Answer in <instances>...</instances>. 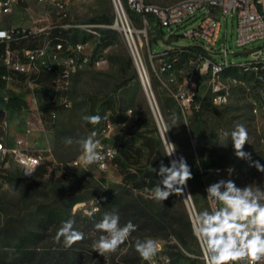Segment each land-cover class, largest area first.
Segmentation results:
<instances>
[{
  "label": "rangeland",
  "instance_id": "rangeland-1",
  "mask_svg": "<svg viewBox=\"0 0 264 264\" xmlns=\"http://www.w3.org/2000/svg\"><path fill=\"white\" fill-rule=\"evenodd\" d=\"M159 5H166L177 0H148ZM63 9L58 12L51 0L38 2L37 0H23L10 14L0 16V26L11 27L20 25L25 28H38L42 26L60 27L70 24L69 34L77 35L76 39H88L94 41L87 29H96L99 33L103 46L107 47L106 62L96 67H89L74 72L67 80L61 81L65 87V94L69 100L67 107H57L56 116L51 118L49 112L39 106L42 110L41 120L43 129L33 131L28 138L32 145L33 153H41L43 163L33 176L26 178L22 176L19 168L10 160L6 170V186L0 188V264H43L46 258L54 254L67 255L63 243H57L54 239L56 231L66 219L76 221L74 228L85 234V239L74 244L73 252L81 256V264H124L121 258L126 248L137 239L144 240L155 238L159 242L160 251L154 257L151 264H170L169 255L173 249L170 245L177 241L172 235L167 237H143L134 235L128 239L125 246L106 258L91 250L94 239L100 234L93 229L80 225L83 219L90 218L76 213L75 217H69L68 212L73 214L72 207L75 203L89 198L96 190L102 188L101 183L107 186L109 199L118 195L123 189L120 185L121 173L116 162L113 160L107 171H100L94 166L90 171L82 174L79 170L70 178H59L57 175H49L52 168L60 162H66L80 154V145L76 140L86 138L91 132L97 133L95 139L103 144L117 145L121 149L123 140L130 133L142 131L145 128L151 130L157 137L158 148L166 155V147L159 133L157 123L145 96L143 88L137 78L135 67L125 43L122 32L112 27L115 22L116 13L112 0H62ZM124 7V6H123ZM125 15L137 29H144L142 34L143 61L151 76L152 87L156 102L161 115L169 141L177 146L175 157L183 156L190 166L193 176L194 192L187 186L188 194L192 201L196 216L204 211H211L210 203L202 189L200 167L207 166H229L237 173L233 180L238 187H244L253 182L264 186V173H260L252 162L258 161L264 165V122L260 116L253 115L250 111V99L257 97V89L253 85L236 86L225 105H213L209 101L204 78L198 81L196 94L190 105V111L183 116L179 106L174 100L171 92L174 83L181 81L183 72H177L175 82L164 86L161 82L164 75H156L153 65L157 63L151 58L149 50L157 52L169 43L165 40L164 32L159 34V26L153 19L147 24L140 20V16L125 9ZM97 16L109 17V23L92 22ZM89 24H101L91 27ZM119 24V20H117ZM63 34H66L64 31ZM235 24L233 18L226 17L220 32L221 43L236 50L234 43ZM19 43L12 41V50L20 48ZM247 47H260L264 57V38L257 39ZM3 55V54H2ZM247 52H237L232 61H241L246 58ZM2 56H0V62ZM186 56L180 54L176 66L185 70ZM242 79L247 81L245 76ZM125 82V83H122ZM120 86V87H119ZM22 95L27 101V106L18 112L4 108L3 95L9 90ZM45 90L39 91L26 84L14 81L8 88L0 87V123L2 118L8 122L7 137L12 138L19 133L23 127L24 115L31 116L36 103H41V97L48 95ZM46 91H50L47 89ZM91 97L98 100L113 98L120 113L126 112L128 120L123 125H116L106 136L102 131L104 127V116L108 112L101 106H97V114L101 117L100 122L91 129L83 119L89 116V101ZM5 109V112L2 110ZM37 118L38 115L35 114ZM139 117L141 122L132 124ZM146 123L148 126L142 128ZM237 125H243L248 132V141L244 151L251 154V160L239 159L234 154L231 140L225 139L224 132H231ZM4 133L0 126V134ZM72 138L71 146L64 144L65 138ZM168 158V156H166ZM169 161V159H168ZM137 195V192H133ZM181 203L185 210L186 204L181 194ZM50 206V208L47 207ZM50 212V213H49ZM188 212V210H187ZM189 214V213H188ZM191 257L195 252L205 262L203 251L199 242L191 244ZM136 252V250L134 249ZM137 254V253H136ZM113 258V261L111 260ZM129 258V257H127ZM64 264H68L64 262ZM140 264H149L141 260ZM206 264V262H205Z\"/></svg>",
  "mask_w": 264,
  "mask_h": 264
},
{
  "label": "built area",
  "instance_id": "built-area-1",
  "mask_svg": "<svg viewBox=\"0 0 264 264\" xmlns=\"http://www.w3.org/2000/svg\"><path fill=\"white\" fill-rule=\"evenodd\" d=\"M20 1L23 0H0V16L10 14ZM37 1L44 2L46 0ZM51 1L58 12L62 11V0ZM112 2L114 8L117 10L118 5L123 14V20L119 19V26L116 25L115 18L112 27H116L122 32L145 96L153 113L156 110L160 117L164 133L159 123H156L164 144L166 129L158 109L150 73L143 61L141 36L144 32L138 30L127 20L124 7L138 14L144 26L149 20L148 16L152 15L155 23L164 32L165 40H170L169 43L165 44V47L157 52H152L150 49L149 55L157 61L153 65V71L157 76L164 75L161 79L164 86L170 82H175L177 72H183L181 81L174 83V89L171 92L183 116L189 113L198 81L204 78L203 82L206 84L209 101L213 105L228 103L236 86H245L247 89L249 88L248 85L255 86L257 97L250 99V111L253 115L260 116L264 122L263 50L260 47H247L253 41L264 38V0H177L166 5H159L148 0H112ZM229 15L235 24L234 43L236 50L228 47L225 40L223 43L220 40L223 18L225 22ZM89 25L97 27L101 24ZM64 26L72 25L65 24ZM50 28V26L38 28L0 27V33H4L3 36H0V41L4 43L1 60L3 88L10 86L11 74L13 73L29 75L39 73L41 70H51L54 66H59L61 70L60 76L50 86L42 85L32 79L25 82L27 87L31 89L35 87L39 91L44 89L48 95L41 97L42 102L40 104H35V110L31 112V116L23 118L24 127L11 142L6 134L8 122L2 118L0 126L4 133L0 134V188H4L7 184L6 177L2 175V172L9 167L10 160L15 163L22 176L26 178L33 176L43 163L42 154L33 153L31 151L32 145L28 143V138L33 131L44 127L41 120L42 110L39 106L45 108L50 117L54 118L57 113L56 107L69 105L65 87L61 81L67 80L74 72L96 67L106 62L107 47L103 46L101 38L97 37L99 33L96 29H87V32L94 37L92 42L88 39H79L62 43L59 40L51 42L47 35ZM27 38L40 40L34 46L21 45L20 48L11 49L10 43L12 41ZM245 51L247 52L245 59L237 62L232 61V57L237 52ZM180 54L186 56V67L183 71L182 67L176 66ZM241 76H245L248 80L245 81ZM47 89L50 91H46ZM7 99L8 94L5 93L3 100L6 102ZM152 102H154V106ZM35 114L38 115L37 118ZM104 119L102 131L107 136L114 126L108 121L107 115L104 116ZM166 137L169 140L167 133ZM100 145L101 148L98 150H103L105 155V159L100 163L85 166L79 160L82 154L80 152L75 158L60 162L51 171L57 177L65 179L72 177L79 170L89 172L91 166L100 171H107L111 162L119 154V146L103 144L101 141ZM109 152L111 154H108ZM168 159L169 163L172 159H176L175 154ZM229 168L233 169L231 174L228 172ZM27 170H31L32 173L24 174ZM199 174L206 197V188L209 185L221 179L234 180L237 175L234 168L229 166H201ZM101 186L102 188L96 190L89 198L75 203L72 212L88 215L93 208L100 209L109 197L107 186L103 183ZM188 201L191 205L192 214L196 218L189 194ZM159 244L161 245V242Z\"/></svg>",
  "mask_w": 264,
  "mask_h": 264
},
{
  "label": "clouds",
  "instance_id": "clouds-1",
  "mask_svg": "<svg viewBox=\"0 0 264 264\" xmlns=\"http://www.w3.org/2000/svg\"><path fill=\"white\" fill-rule=\"evenodd\" d=\"M4 33H0L3 36ZM83 119L93 125L100 122L101 117L84 116ZM171 129V128H170ZM164 135L167 152L165 156L172 157L177 146ZM97 133L91 132L86 138L76 140L82 154L79 160L85 165L100 163L105 159L100 141L96 140ZM225 139L232 142L234 154L239 159L251 160V154L245 152L244 146L248 141V132L243 125H237L230 133L224 132ZM72 138H65L64 144L71 146ZM108 154H111L109 152ZM103 167V165L101 164ZM258 172L264 173V165L258 161L252 162ZM160 179L151 189L149 198L156 202H163L170 195H181L187 187V182L193 178L186 159L180 156L165 166L163 161L159 169L151 168ZM233 169L229 168L231 174ZM31 170L24 174H31ZM207 199L211 211L200 212L193 226L194 235L204 251L206 264H264V186L253 182L244 187H238L231 179H221L206 188ZM99 208H93L88 213L94 215ZM75 220L64 221L56 231L55 241L63 243L64 248H71L74 244L85 239V234L74 228ZM96 232L101 233L93 240L91 250L103 257L116 253L124 245L137 226L128 221L123 226L117 210L105 212L99 222L94 225ZM135 250L142 260L153 261L160 251V244L155 238L135 241Z\"/></svg>",
  "mask_w": 264,
  "mask_h": 264
},
{
  "label": "trees",
  "instance_id": "trees-1",
  "mask_svg": "<svg viewBox=\"0 0 264 264\" xmlns=\"http://www.w3.org/2000/svg\"><path fill=\"white\" fill-rule=\"evenodd\" d=\"M127 11L132 17V12L128 9ZM148 17L149 20L153 19L152 15ZM91 21L109 23V17L97 16L92 18ZM71 28L74 27H51L47 35L51 42H56L57 40L62 43L73 42L77 40V35L73 33L69 34ZM64 31L66 34H63ZM161 32L162 30L159 28V34H161ZM39 40L40 39L27 38L14 41L15 43H19L17 46H34ZM3 52L4 43L0 41V56H2ZM2 72L3 68L0 62V87L4 84V81L1 79ZM60 72V67L54 66L51 70H41L39 73L29 75L24 73H13L11 74V84H13L14 81L24 84L28 79H32L42 85L50 86L51 83L60 76ZM98 105H101L108 111L107 119L110 123H120L126 120L125 115L116 113V104L111 97L103 100L91 97L89 101V116L98 115ZM25 106H27V101L21 94L15 92L13 89L8 91V99L5 102V107L7 109L17 111ZM87 123L91 129L97 125H93L89 122ZM144 126H148V124L145 123ZM121 147L122 149L119 147V154L114 158V161L121 173L120 185L123 190L110 199L108 197V200L101 205L99 211L94 215H82L89 216L90 218L83 219L79 224L95 231L94 225L101 220L103 214L115 209L118 211L120 224L122 226L128 221H131L137 226V230L131 233L129 239H132L134 235H138L140 238L167 237L168 235H172L177 243L170 245V248L173 249V252L169 255L170 264H205L198 252H195L194 257L189 255L190 253H194L191 250V244L196 245L197 239L194 235L190 216L181 203V195L172 194L163 202L158 203L154 199L149 198L150 193L145 191V189L153 188L156 185V181L160 179L155 172L151 171V168L158 170L161 161H163L165 166H170L168 158H166L164 152L158 148V141L152 134V131L145 128L142 131L130 133L129 136L123 140ZM143 153L146 158L145 164L140 163V156ZM203 163L205 165L204 167H208L205 162ZM5 173L6 170H3L2 175L4 176ZM52 174L53 171L49 172L50 176ZM82 174L86 173L82 172ZM187 186L191 192H194L193 179L187 182ZM132 191L137 192V195H133ZM47 207L50 208V206ZM51 212H54V210H51ZM75 214L76 213L70 214L68 212L69 217L76 218ZM96 233L101 234L99 232ZM126 243L121 246H125ZM134 249V242H132L121 256L124 264H140L142 258ZM67 251L71 252H66L67 255L63 254V252H59L60 254L58 255L54 254L43 260L45 261L43 264H64V262L68 264H81V256L73 252L72 249L68 248ZM111 260L113 261V258Z\"/></svg>",
  "mask_w": 264,
  "mask_h": 264
},
{
  "label": "crops",
  "instance_id": "crops-1",
  "mask_svg": "<svg viewBox=\"0 0 264 264\" xmlns=\"http://www.w3.org/2000/svg\"><path fill=\"white\" fill-rule=\"evenodd\" d=\"M21 2V1H20ZM19 2V3H20ZM18 3V4H19ZM17 7V6H16ZM16 7H15V9H16ZM18 26H20V25H17L16 27H18ZM0 27H3V26H0ZM21 27V26H20ZM113 99V98H112ZM114 100V99H113ZM115 101V100H114ZM116 104V103H115ZM4 108H6L5 106H4ZM21 110V109H20ZM20 110H17V111H12V112H18V111H20ZM3 112H5V109H3L2 110ZM115 111H116V113H118V114H120V115H125L126 116V120L125 121H123V122H120V123H113V126L115 127L116 125H123L127 120H128V115L126 114V112H124V113H120L119 111H118V109H117V106H116V109H115ZM108 112V111H107ZM26 116H28L27 114H25L24 115V117H26ZM1 118V117H0ZM137 122H141V120H140V118L139 117H136L135 119H134V122H132V124L133 125H135ZM141 124H145V123H141ZM142 128H145V126H142ZM18 134V133H17ZM16 134V135H17ZM153 134V133H152ZM15 135V136H16ZM154 135V134H153ZM128 136H129V134H128ZM155 136V135H154ZM156 137V136H155ZM156 139H157V137H156ZM12 140H13V138H12ZM11 140V141H12ZM127 153L129 154V152L127 151ZM145 162H146V158H145V154L143 153L141 156H140V163L141 164H145ZM81 172H85V173H88V172H86V171H81ZM120 180H121V177H120Z\"/></svg>",
  "mask_w": 264,
  "mask_h": 264
},
{
  "label": "bare ground",
  "instance_id": "bare-ground-1",
  "mask_svg": "<svg viewBox=\"0 0 264 264\" xmlns=\"http://www.w3.org/2000/svg\"><path fill=\"white\" fill-rule=\"evenodd\" d=\"M115 13H116V17H117L116 18V25L119 26L120 22H119V24H117V20H119V19L123 20V14H122L121 9L118 7V5H117V10L115 9ZM138 30H140L141 32H144L143 29H138ZM152 104L154 106V102H152ZM154 111H155V113H153V114H154L155 120H156V122L159 123V126L161 127V130L164 133V130H163V127H162V123H161L160 117H159L157 111L156 110H154Z\"/></svg>",
  "mask_w": 264,
  "mask_h": 264
},
{
  "label": "water",
  "instance_id": "water-1",
  "mask_svg": "<svg viewBox=\"0 0 264 264\" xmlns=\"http://www.w3.org/2000/svg\"><path fill=\"white\" fill-rule=\"evenodd\" d=\"M187 188V187H186ZM184 189V191H183V193H182V196H183V198H184V201H185V204H186V208H187V210H188V213H189V215H190V220H191V224H192V228H193V226H194V223H195V217H194V215L192 214V210H191V205H190V203H189V201H188V192H187V189ZM194 231V230H193ZM203 251V250H202ZM203 257H204V259H205V254H204V251H203ZM205 262H206V260H205Z\"/></svg>",
  "mask_w": 264,
  "mask_h": 264
}]
</instances>
